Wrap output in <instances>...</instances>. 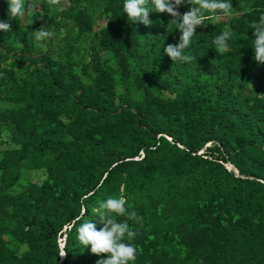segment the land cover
Returning a JSON list of instances; mask_svg holds the SVG:
<instances>
[{"label": "trees", "instance_id": "trees-1", "mask_svg": "<svg viewBox=\"0 0 264 264\" xmlns=\"http://www.w3.org/2000/svg\"><path fill=\"white\" fill-rule=\"evenodd\" d=\"M230 3V15L206 13L185 49L193 59L178 63L163 53L178 43L172 17L132 23L123 0H39L35 13L9 17L0 264H96L106 254L81 246L77 228L103 227L110 198L142 217L128 221L129 264H264V64L251 48L264 0ZM6 9L0 0V22ZM41 25L53 32L43 42L33 33Z\"/></svg>", "mask_w": 264, "mask_h": 264}, {"label": "clouds", "instance_id": "clouds-1", "mask_svg": "<svg viewBox=\"0 0 264 264\" xmlns=\"http://www.w3.org/2000/svg\"><path fill=\"white\" fill-rule=\"evenodd\" d=\"M6 3L8 19L0 22V31L2 32L11 30L9 17L15 19L23 16L26 11L35 13L33 0H29L27 9L25 8L26 0H6ZM59 3L60 0H48L49 5H58ZM149 3L154 11L149 8ZM184 4L188 5L189 10L180 14L177 9ZM231 10L230 0H123L122 12L127 14V20L132 23L139 22L145 26L152 23L148 19L149 12L166 13L172 17L170 21L176 25L175 29L180 33L178 43L168 44L163 48V53L170 58L172 63H178L190 62L193 59V57L184 54L185 49L189 47L196 28L206 25L205 20L208 18L206 13L230 15ZM251 28L254 36L251 42L252 59L257 65H261L264 64V14L260 16L258 22L251 24ZM33 33L35 40L39 42H43L53 35V32L46 29L44 25H41ZM231 36V29L226 28L221 34L214 37L213 49L217 53L224 52ZM125 204L126 201L123 198H110L99 206L98 215L103 227L97 230L96 225L88 221L81 223L77 228V239L81 246L97 256L106 254L105 258L98 259L96 264H129L136 260V248L132 243L125 241H131L136 236V232L130 228L128 221L139 222L142 217H139L135 210L129 211ZM113 214L125 216L126 219L117 222L113 218ZM66 254V251L61 250L59 256L64 257Z\"/></svg>", "mask_w": 264, "mask_h": 264}, {"label": "rangeland", "instance_id": "rangeland-1", "mask_svg": "<svg viewBox=\"0 0 264 264\" xmlns=\"http://www.w3.org/2000/svg\"><path fill=\"white\" fill-rule=\"evenodd\" d=\"M29 2V1H28ZM33 2H35V3H38L39 2V0H33ZM25 20V17H23V21ZM98 25H99V27H101V26H103V22L102 21H99L98 22ZM0 149H3V147H0ZM34 180V179H33ZM32 180V181H33Z\"/></svg>", "mask_w": 264, "mask_h": 264}, {"label": "water", "instance_id": "water-1", "mask_svg": "<svg viewBox=\"0 0 264 264\" xmlns=\"http://www.w3.org/2000/svg\"><path fill=\"white\" fill-rule=\"evenodd\" d=\"M229 169H233V167L231 165H229L228 167ZM234 170V169H233ZM234 173L237 175L236 171L234 170Z\"/></svg>", "mask_w": 264, "mask_h": 264}]
</instances>
